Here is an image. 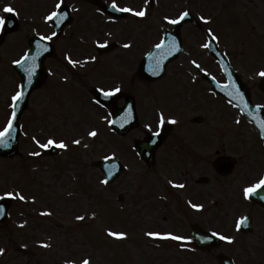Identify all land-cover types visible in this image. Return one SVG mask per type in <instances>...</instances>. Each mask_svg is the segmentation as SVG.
<instances>
[{
  "label": "rangeland",
  "instance_id": "374dc122",
  "mask_svg": "<svg viewBox=\"0 0 264 264\" xmlns=\"http://www.w3.org/2000/svg\"><path fill=\"white\" fill-rule=\"evenodd\" d=\"M79 1L64 0L74 2L73 20L64 36L53 39L57 59H46L47 80L31 94L22 117L19 155L0 158V193L26 197H12L9 219L0 225V248L5 249L0 254V264H82L84 259L90 264H216L218 252L230 256L236 264H264V210L242 195V188L261 175L264 145L251 129L237 124L235 112L208 92L205 81L198 77L193 82L185 69L191 58L214 76H220L218 65L201 47L206 42L204 31L211 29L219 38V47L247 79L256 100L264 102L256 86L261 78L257 73L264 69V0H151L148 5L144 0H120L133 3L132 8L137 10L146 7L148 15L112 23L89 12L84 1ZM175 1H181V5L176 6ZM55 3L56 0H0V15L6 14L2 11L4 5H11L20 21L18 28L6 33L0 43V128L9 116L11 96L18 89V77L10 71L12 61L23 54L28 37L52 32L43 17ZM184 8L210 22L199 20V28L183 26L184 54L166 78L159 83L134 81L147 125H152L160 112L177 121L157 149L154 165H146L132 149L133 141L143 136L142 129L125 137L116 136L106 120L96 119L103 114L88 102L87 90L92 84L115 85L117 73L125 88L130 87L128 71L159 40L161 26L167 25L163 17L174 18ZM111 40L132 46L125 49L121 45L115 52L99 55L97 41ZM66 56L80 63H84L81 57L85 59L84 68L78 67L83 73L77 78L70 77ZM92 56L95 61L90 59ZM173 73L176 79L170 78ZM64 77L79 90L63 85L60 79ZM195 116L199 117L196 123L192 122ZM92 130H96V137L88 136ZM215 134L219 147L221 144L225 153L237 159L227 177L217 176L208 165L214 151L209 142ZM49 138L63 140L68 147L57 148L49 155L45 153L48 149H40L36 143H46ZM77 139L81 143L73 144ZM34 152L40 155H32ZM105 156L118 157L124 167L108 184L100 183L104 176L95 165ZM169 180L183 182L184 197L190 196L203 208L193 212L188 202L176 200L177 190ZM174 210L179 212V218L174 217ZM44 212L51 215H41ZM246 212L253 220V230L247 234L236 229L237 220ZM77 216L85 219L79 221ZM191 223L221 231L233 241L223 240L216 250L204 252L191 250L188 240L182 247L145 235L170 230L189 237ZM108 230L124 232L126 238L109 237ZM20 243H26L30 252L23 254Z\"/></svg>",
  "mask_w": 264,
  "mask_h": 264
},
{
  "label": "snow or ice",
  "instance_id": "6c2138e0",
  "mask_svg": "<svg viewBox=\"0 0 264 264\" xmlns=\"http://www.w3.org/2000/svg\"><path fill=\"white\" fill-rule=\"evenodd\" d=\"M150 3V0H144V4L148 5ZM64 4V0H56V3L54 5V9L49 11L44 17V21L47 23L49 21L53 22L57 28H59L64 22L69 18V13L66 11L62 10V5ZM111 9H113L114 12L117 13H130L134 17H139V18H145L148 15V9L146 7H141L139 10L129 7V6H119L116 2V0H112V3L109 5ZM2 11L4 13H16V9H14L11 5H4ZM190 16V12L185 10L181 11L176 17H170L165 15L163 17V21L169 25H180L182 22L186 20L187 17ZM113 19V17L109 16V20ZM199 20L204 22V23H209V19L200 16ZM7 25V21L4 16L0 15V31L5 30ZM58 33L56 31H52L50 34H41L39 32L36 33V42H35V51L29 52V51H24L23 54L20 56L19 59H15L12 61L13 64L20 66L24 65V72L26 73V80L27 84L31 85L33 77L36 73V69L39 67V58L48 51V43L53 41L54 38H56ZM207 35L211 37V41L205 42L201 45V47L208 49L211 47L212 42H218L219 38L212 32L211 29H208ZM108 46V41H104L103 43H100L97 41V47L99 48H106ZM132 45L129 43H125L122 45L123 48L128 49ZM154 49L156 50L155 52L151 53L149 56L150 60L154 61V64H150L149 69L154 75L159 74V70L161 69V65L164 60H167L169 57L173 56L176 53H179L181 48L179 43L177 42L175 37H169L167 34L161 36L159 38V42L154 45ZM65 59H67L68 63L71 64L73 67H76L80 62L77 60L71 59V57L66 56ZM91 60L95 61L96 57L92 56L90 57ZM192 65L195 66L197 70L204 71L206 70L201 68V65L196 62V60L191 61ZM221 66L225 67L223 65V62H221ZM225 70L226 67H225ZM231 75V73H229ZM257 75L260 77H264V69H261ZM195 79V77H193ZM215 80V77L212 78ZM219 86V85H218ZM225 87H233L235 88L234 84L227 85ZM97 91L101 96L105 98V100H108L109 98L114 99L117 98V94L121 92L120 86H115L111 88H98ZM236 95L240 97L241 100H243V94L239 92V89H235ZM229 96H232L233 93L229 92ZM25 97V84H20L18 86V90L15 91L14 95L11 96V104L9 107L12 109L11 115L9 116L6 125L3 127V130H0V145H3L5 147L8 146V138L10 137V134L13 131V122L16 119V108L18 106V102L23 100ZM231 102V101H230ZM93 103L99 105L100 107H104L105 104L101 102L100 99L98 98H93ZM107 120V123L109 125H115L119 124L120 127H124L125 124L129 123L133 119V107L132 105H128L123 111L122 114L118 117V119H108L105 117ZM165 123L169 124H175L177 121L174 118H169L166 119L165 115L163 112H160L158 115V122H157V130L152 132L153 137H157L160 135V130H162L163 126ZM239 123V121H237ZM146 128H148L149 131H152L151 125H145ZM260 127V134L261 136H264V120L260 121L259 124ZM89 137H96L97 132L96 130H92L88 132ZM35 140L36 138L33 137ZM155 139L152 140V143H155ZM36 143L40 149H50L53 147L56 148H61V149H66L68 145L63 141H56L52 138H49L46 143H41L39 140H36ZM73 144L79 145L81 143L80 140H73ZM32 155L39 156L40 152H34ZM105 160H112L111 156H105ZM118 165L113 163L111 164V167L106 169V178L101 180L100 183L102 184H108L109 179L108 177H112L115 175V171H118ZM168 183L172 185V187L175 188H184V184H176L174 181L169 180ZM258 190L264 191V175H261L255 182L251 183L250 185L243 187L242 188V195L245 199H249L253 195H256L258 193ZM18 197L20 200H25L26 197L20 193H13V192H5L4 196L5 197H13V196ZM261 199H264V196L260 197ZM191 208L199 211L203 208V205L201 204H196V203H191L190 202ZM3 214V208L0 207V215ZM41 215H51V213L44 212L41 213ZM95 213H93V216ZM77 220L83 221L85 219L84 216H77ZM246 217H242L237 220L236 222V227L239 230L242 224H244ZM107 235L109 237H114L117 239H124L126 238V233L124 232H115L112 230H108ZM146 236L151 237V238H158V239H171L175 241H186L191 239L190 237H185L182 235H175L173 233H160V232H153L149 231L145 233ZM221 240L228 241L231 243L233 241V237L230 236H224L220 235L216 232L212 233V236H218ZM204 239H209V237H204ZM43 247H48L49 245L43 244ZM26 247V246H25ZM183 247V245H182ZM5 252V249L0 248V254H3ZM68 264H74V262L70 261ZM82 264H90V261L88 259H84L82 261Z\"/></svg>",
  "mask_w": 264,
  "mask_h": 264
},
{
  "label": "water",
  "instance_id": "95a60500",
  "mask_svg": "<svg viewBox=\"0 0 264 264\" xmlns=\"http://www.w3.org/2000/svg\"><path fill=\"white\" fill-rule=\"evenodd\" d=\"M14 28H16L15 26H11V27H8L7 28V31H9V30H13ZM57 29V28H56ZM35 42H36V39H30L29 40V45H30V49H29V52H33L34 53V51H35ZM52 51H53V48H52V46L51 45H49L48 44V51L47 52H45L40 58H39V61H38V63H39V67L36 69V73H35V75H34V77H33V80H32V83H31V85H28L27 84V80H26V73L24 72V65H20V66H16V70L18 71V73H19V75H20V77L22 78V80H23V82H22V84H25V97H24V99L23 100H21V101H19L18 102V106H17V108H16V119L19 117V115H20V113L22 112V110L26 107V105H27V99H28V95H29V93L33 90V89H35L36 87H38L40 84H41V82H42V80H43V69H44V67H43V60H44V58H45V56H47V55H50L51 53H52ZM147 61V60H146ZM165 64V62L163 61V63H162V65H161V69L159 70V73H161V71H162V69H163V65ZM149 66H150V64H148L147 66H145L144 68H143V65L140 67V74H141V76H143V77H146V78H148V79H150V78H152V77H150L149 75H147V73L145 72V70L146 71H150V69H149ZM227 71H228V69H227ZM229 72V71H228ZM230 73V72H229ZM221 89V88H220ZM222 91H223V89H221ZM225 94H227V92H225V91H223ZM228 95V94H227ZM229 96V95H228ZM230 98H231V96H229ZM128 102L129 103H131V105H132V107H133V103H132V100H128ZM106 104H108V105H110V106H112V103H110V101H107L106 102ZM119 113V112H118ZM117 113V114H118ZM116 114V115H117ZM133 115H134V107H133ZM15 119V120H16ZM134 124V120L131 122V123H129V124H127L125 127H123V128H121L120 130H118L117 128V130L118 131H120V132H125L126 130H128L132 125ZM15 133H16V131H15ZM15 133H14V135H13V137L11 138L12 140L10 141V147H7V148H1L0 147V155H2V156H9V155H12L15 151H16V145H17V138L15 137ZM147 140H148V142H145V141H143V142H140V151L143 149V150H146V147H147V154H150V152H152V150H153V146H149V142H150V140H151V138H147ZM158 141L155 143L156 145L157 144H159L160 142H161V140H162V137H160V136H158V139H157ZM150 149V150H149ZM149 158H150V156L149 157H146V159L147 160H149ZM103 168H104V166H103ZM118 170H119V167H118ZM116 172H118L117 170H115V173ZM200 239L201 240H205L203 237H200ZM209 240V242H212L213 244H216V240H213V239H208ZM221 262L223 263V264H228L225 260H221Z\"/></svg>",
  "mask_w": 264,
  "mask_h": 264
}]
</instances>
